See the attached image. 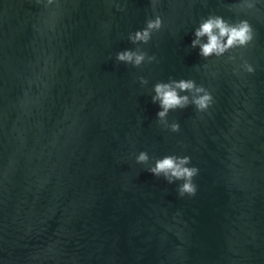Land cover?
Returning a JSON list of instances; mask_svg holds the SVG:
<instances>
[{
	"label": "water",
	"instance_id": "water-1",
	"mask_svg": "<svg viewBox=\"0 0 264 264\" xmlns=\"http://www.w3.org/2000/svg\"><path fill=\"white\" fill-rule=\"evenodd\" d=\"M210 18L251 41L202 57ZM0 264H264V0H0Z\"/></svg>",
	"mask_w": 264,
	"mask_h": 264
},
{
	"label": "clouds",
	"instance_id": "clouds-1",
	"mask_svg": "<svg viewBox=\"0 0 264 264\" xmlns=\"http://www.w3.org/2000/svg\"><path fill=\"white\" fill-rule=\"evenodd\" d=\"M160 20L147 25V30L142 33H137L134 37L135 41H147L149 32L160 27ZM196 39L192 42L193 47L199 45L200 55L204 58L215 55L220 56L226 51L234 47H243L252 39L251 29L247 22H241L236 26H229L220 18H210L200 25L195 32ZM201 38H206V42L200 43ZM120 61H134L135 64H140L143 60L142 55H134L131 53H123L118 57ZM251 71V69H249ZM194 85L191 82H180L175 85H157L154 89L156 97L154 99L160 101V106L163 111L158 113L160 118H163L168 110L184 106L187 103V97H178L176 89L181 91L191 90ZM197 92H203V89H197ZM211 97L204 94L194 101L198 110H204L210 104ZM176 130V126H173ZM147 157L141 154L138 157L139 162H144ZM188 163L187 158L175 159L172 157L164 158L158 161L154 168L150 171L155 174H164L166 178L183 179L185 183L182 185L181 195H192L195 192L194 186L191 184V178L196 174L195 168L184 167ZM171 182V179L169 180Z\"/></svg>",
	"mask_w": 264,
	"mask_h": 264
}]
</instances>
